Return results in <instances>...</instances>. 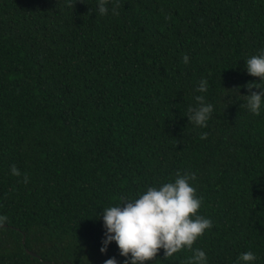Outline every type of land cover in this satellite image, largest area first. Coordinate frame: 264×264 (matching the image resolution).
<instances>
[{
	"label": "trees",
	"instance_id": "obj_1",
	"mask_svg": "<svg viewBox=\"0 0 264 264\" xmlns=\"http://www.w3.org/2000/svg\"><path fill=\"white\" fill-rule=\"evenodd\" d=\"M117 2L0 0V264H124L115 242L100 252L99 213L185 172L213 222L193 248L264 264V110L240 96L259 82L245 60L264 50V0ZM202 78L206 128L186 117Z\"/></svg>",
	"mask_w": 264,
	"mask_h": 264
},
{
	"label": "clouds",
	"instance_id": "obj_2",
	"mask_svg": "<svg viewBox=\"0 0 264 264\" xmlns=\"http://www.w3.org/2000/svg\"><path fill=\"white\" fill-rule=\"evenodd\" d=\"M118 9L117 0H98L97 10L101 16L109 12L119 15ZM183 62L189 63L187 55ZM245 68L247 74L259 78V82L247 84L249 94L240 96L246 97L247 110L259 116L264 110V50L247 58ZM208 89V80L202 78L195 89L201 95L195 97L197 103L189 106L186 116L188 121L201 128L207 127L215 110L214 104L206 98ZM235 90L239 93V89ZM11 174L20 176L21 172L13 165ZM195 180L196 175L192 172L177 173L173 181L149 186L134 198L122 196L119 203L103 208L98 215L105 230L100 252L106 253L108 246L115 242L120 256L125 258L124 264H146L153 261L161 250L164 258L188 250L193 254L186 264H209L207 253L201 248H193L213 226L210 218L199 214L203 198L197 195L193 186ZM24 182H28L27 176ZM6 221L7 217L0 215V226ZM256 260V254L249 250L239 254L237 264H255ZM104 264H118V261L113 257Z\"/></svg>",
	"mask_w": 264,
	"mask_h": 264
},
{
	"label": "water",
	"instance_id": "obj_3",
	"mask_svg": "<svg viewBox=\"0 0 264 264\" xmlns=\"http://www.w3.org/2000/svg\"><path fill=\"white\" fill-rule=\"evenodd\" d=\"M34 254V253H33Z\"/></svg>",
	"mask_w": 264,
	"mask_h": 264
}]
</instances>
